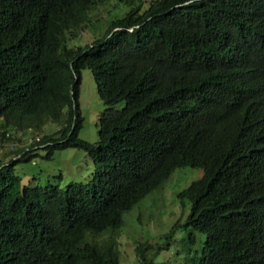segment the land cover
I'll use <instances>...</instances> for the list:
<instances>
[{
	"label": "trees",
	"instance_id": "16d2710c",
	"mask_svg": "<svg viewBox=\"0 0 264 264\" xmlns=\"http://www.w3.org/2000/svg\"><path fill=\"white\" fill-rule=\"evenodd\" d=\"M122 1V0H120ZM104 0H0V264H118L122 214L181 166L185 264H264V0H125L102 34L69 45ZM105 107L80 138V70ZM51 121L56 127L42 132ZM86 151L91 181L23 184L39 148ZM135 245L136 264H155Z\"/></svg>",
	"mask_w": 264,
	"mask_h": 264
},
{
	"label": "rangeland",
	"instance_id": "374dc122",
	"mask_svg": "<svg viewBox=\"0 0 264 264\" xmlns=\"http://www.w3.org/2000/svg\"><path fill=\"white\" fill-rule=\"evenodd\" d=\"M138 1L132 0L131 3L136 4ZM128 7L125 0H104L89 11V24L78 36L69 39L68 44L80 45L100 36L109 20L121 15ZM78 107L83 118L78 136L93 142L97 139L98 115L105 105L97 93L88 68L80 70ZM55 127L53 122L48 121L41 131L49 132ZM9 148L7 142H0V159L10 158ZM45 152V149L39 148L28 160L15 163L14 170L21 176L23 184L43 185L50 182L63 187L70 182L86 183L92 180L93 164L86 151L76 147H62L53 149L50 156L44 157ZM201 172V167H176L159 187L123 212L119 227L107 228L96 235L97 241L113 233L118 264L137 263L135 245L139 242L149 245L145 254L155 264H185L183 259L194 250H199L203 234L192 230L194 239L190 244L187 242L190 228L180 226L169 236L167 232L175 221L183 222L188 211L189 203L186 201L182 206L176 193Z\"/></svg>",
	"mask_w": 264,
	"mask_h": 264
}]
</instances>
